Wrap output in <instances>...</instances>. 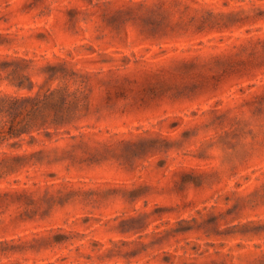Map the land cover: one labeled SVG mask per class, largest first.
Returning a JSON list of instances; mask_svg holds the SVG:
<instances>
[{"label": "rangeland", "instance_id": "obj_1", "mask_svg": "<svg viewBox=\"0 0 264 264\" xmlns=\"http://www.w3.org/2000/svg\"><path fill=\"white\" fill-rule=\"evenodd\" d=\"M13 60L76 107L0 140V264H264V0H0Z\"/></svg>", "mask_w": 264, "mask_h": 264}, {"label": "trees", "instance_id": "obj_2", "mask_svg": "<svg viewBox=\"0 0 264 264\" xmlns=\"http://www.w3.org/2000/svg\"><path fill=\"white\" fill-rule=\"evenodd\" d=\"M19 60L0 61V78H7L17 88H26L22 95H0V140L34 138V133L47 132V127L60 125L76 107L66 89L30 92L34 86L29 75L22 72Z\"/></svg>", "mask_w": 264, "mask_h": 264}]
</instances>
